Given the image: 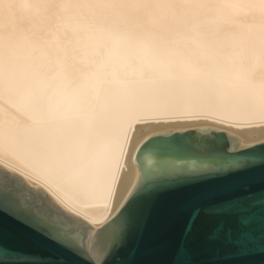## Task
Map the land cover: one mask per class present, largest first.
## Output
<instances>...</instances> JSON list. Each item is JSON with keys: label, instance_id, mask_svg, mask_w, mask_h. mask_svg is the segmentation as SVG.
<instances>
[{"label": "bare ground", "instance_id": "bare-ground-1", "mask_svg": "<svg viewBox=\"0 0 264 264\" xmlns=\"http://www.w3.org/2000/svg\"><path fill=\"white\" fill-rule=\"evenodd\" d=\"M101 38L110 36L129 53L107 60L79 87L65 86L53 97L28 88L35 37L0 28V164L55 200L64 212L93 228L111 219L133 188L138 171L132 164L139 138L160 130L210 126L238 137L240 145L264 141V0H211L218 5L207 15L201 9H143L139 23L123 18L131 10L94 5L165 4L176 0H87ZM203 2V0H189ZM162 15L195 18L214 41L207 63L186 64L153 53L185 23L159 26ZM112 17H121L113 22ZM47 14L34 31L43 35L53 24ZM119 107L133 114L111 191L102 183L65 182L53 192L42 179L30 177L31 140L38 132L52 137L87 136L91 125ZM118 131V126H114ZM125 175L124 183L118 178ZM121 197L123 199H121ZM115 209V211H113Z\"/></svg>", "mask_w": 264, "mask_h": 264}, {"label": "snow or ice", "instance_id": "snow-or-ice-1", "mask_svg": "<svg viewBox=\"0 0 264 264\" xmlns=\"http://www.w3.org/2000/svg\"><path fill=\"white\" fill-rule=\"evenodd\" d=\"M99 8L121 7L131 10V14L123 19L139 23L140 16L145 8H165V9H202L210 6H218L211 0L203 2H189V0H176L175 3L165 4H146L129 3L121 5H94ZM113 22H119L121 17H112ZM192 18L180 15H162L159 26L175 25L186 23ZM208 60L211 59L206 54ZM133 119V114L127 107H119L110 115L102 117L91 125L88 135L85 137L79 131L74 130L71 135H61L52 137L44 132H38L31 140L32 159L26 167L30 177L37 180L42 179L48 184L53 192H58L62 184L73 181L78 183H102L106 191H111L112 182L116 178L115 168L119 167V159L116 156V148L123 150V139H127V127ZM118 126V131L114 130ZM136 132L139 138L136 140L139 148L141 170L144 172V182L140 189L135 192L123 206L115 217L101 222L100 230L94 237L90 238L92 251L95 247H107L108 242L115 237L125 239L133 230L142 228L151 212L152 204L162 194L174 191L177 188L185 187L194 183H204L208 180H223L224 184L220 190L235 193L227 198H218L216 190H209L201 193L198 198L208 201V204L201 207L189 203L191 216L185 228V236L192 230L193 221L197 216L203 214L219 219L216 227L209 234L210 240L222 238L224 242L231 245H242L247 237L249 230L255 223L253 215V197L249 192V176L247 173L252 169L245 167L244 161L233 158H221L222 153L219 145L208 137L200 141L202 155L185 158L182 153L188 152L190 144L184 137H172L168 140L151 138L145 141V134L141 129ZM262 153L260 167L261 184V205H260V229L264 234V142L261 143ZM187 160L204 159L212 161V167H203L197 171L187 170L170 171L168 167L169 159ZM147 160L151 165L153 160L159 161L162 167L156 171L160 177L175 176L176 179L165 183H157V177L151 171L144 170V161ZM127 171L118 178L117 183L123 184ZM16 178L13 170L6 165L0 164V208L6 209L0 212V217L8 216L17 223L23 224L32 232L46 240L56 243L59 247L69 251L72 255H82L81 250L69 238H62L56 234V229L46 225L43 220L32 213H22L15 210L13 202L9 197L2 194V189L8 184H15ZM27 187V185H24ZM31 192V189H28ZM121 199H123L121 197ZM115 211V209H113ZM231 221L232 225L226 227V222ZM2 224V220H0ZM7 240V233L0 227V256L10 257L8 260H0V264H20L14 256L15 248L11 247ZM184 253L183 244L177 249V255ZM111 254L109 250L103 256L93 255L88 264H108L107 256ZM48 264H66L64 259L49 261ZM173 264H189L188 261L177 259Z\"/></svg>", "mask_w": 264, "mask_h": 264}, {"label": "water", "instance_id": "water-1", "mask_svg": "<svg viewBox=\"0 0 264 264\" xmlns=\"http://www.w3.org/2000/svg\"><path fill=\"white\" fill-rule=\"evenodd\" d=\"M172 137L188 139L190 149L182 153L185 158L202 155L200 141L208 137L219 145L221 158L239 159L246 162L245 167L252 169L246 175L250 178L249 192L253 197L255 223L242 245L228 244L222 238L210 240L209 234L219 223V219L203 214L197 216L193 221L191 232L185 236V228L191 216V208L187 207L189 203L201 207L207 205V200L198 197L209 190H216L219 193L218 198H227L235 194L220 190V186L225 183L223 180L194 183L160 195L152 204L151 212L142 228L133 230L123 240L118 236L115 237L108 242L107 247L103 248V252L101 246L97 245L93 253L89 240L99 232L100 227L95 229L83 220L64 212L60 205L43 190L13 174L16 183L4 186L2 194L10 198L15 210L35 214L46 225L56 229L58 236L70 237L77 250L82 251V255H72L56 243L32 232L23 224L17 223L8 216H2L0 227L7 233L6 243L16 249L15 258L20 261V264H48L49 261L56 259H64L66 264H88L93 255L103 256L110 250L111 254L107 256L108 264H173L177 259L188 261L189 264H264V234L261 233L259 223L262 142L240 145L237 136L210 126L160 130L146 136L145 141L151 138L168 140ZM140 146L137 145L132 160V164L138 171V178L124 202L137 192L144 182ZM212 163L204 159L170 158L168 167L173 172L177 170L194 172L203 167L210 168ZM160 167L162 165L159 161L153 160L151 165L147 160L144 161V170L153 172L157 177V183H165L177 178L175 176L160 177L156 171ZM25 184L27 187L24 186ZM28 189H31V192ZM119 210L120 208L116 214ZM4 211L6 209L0 208V212ZM231 225V221L226 222V227ZM181 244H183L184 253L178 256L177 249ZM8 259L10 257L0 256V260Z\"/></svg>", "mask_w": 264, "mask_h": 264}, {"label": "clouds", "instance_id": "clouds-1", "mask_svg": "<svg viewBox=\"0 0 264 264\" xmlns=\"http://www.w3.org/2000/svg\"><path fill=\"white\" fill-rule=\"evenodd\" d=\"M90 7L87 0H0V28L7 20L13 29L35 37L28 88L53 97L61 87L82 85L107 60L129 55L110 36L101 38L97 21L87 14ZM215 7L202 8L201 15ZM45 14L56 23L40 35L34 30ZM213 43L207 26L192 18L153 54L173 62L204 64Z\"/></svg>", "mask_w": 264, "mask_h": 264}]
</instances>
